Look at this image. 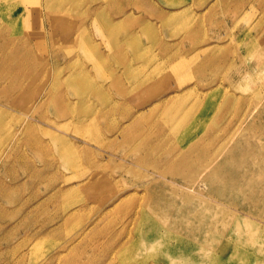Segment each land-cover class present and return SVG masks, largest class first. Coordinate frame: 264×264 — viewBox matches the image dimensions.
Returning a JSON list of instances; mask_svg holds the SVG:
<instances>
[{
	"label": "rangeland",
	"instance_id": "rangeland-1",
	"mask_svg": "<svg viewBox=\"0 0 264 264\" xmlns=\"http://www.w3.org/2000/svg\"><path fill=\"white\" fill-rule=\"evenodd\" d=\"M13 1L0 0V4ZM36 1L18 0V8L13 4L9 9L14 16L23 9L28 12L26 20L13 23L17 32L29 33L28 44L33 43L29 60L20 58L23 71L18 79L25 70L34 76L30 97L14 104L0 100V264H63L67 259L68 264H177V258L179 264H264V0H185L180 4L173 0H61L45 11L52 14L50 29L46 19L43 23L40 8L49 5ZM64 10L70 19L58 20L56 12ZM96 11L117 26L115 34L93 20ZM186 26L192 29L190 39ZM64 30L70 31L66 37ZM127 30L138 34L128 38ZM62 39L68 41L66 46ZM207 46L215 48L209 54L196 53ZM69 51L80 56L73 61L76 64H72V53L60 58ZM192 51L198 56L193 57ZM32 56L42 57L43 64L37 66ZM124 60L131 63L130 68L121 64ZM62 78L69 83L54 90L63 92L75 108L68 115H62L57 105L39 106L33 100ZM163 94H178V101L164 104L159 99ZM198 96L203 98L194 102ZM112 105L116 108L111 113ZM89 108H93L92 116ZM136 109L143 113L137 126L126 117ZM30 122L35 128L24 130ZM123 125L127 131L119 134ZM148 129L154 141L148 147L149 158L168 153L189 164L193 161L194 166L199 157L210 158L224 170L239 169L233 172L234 178L216 176L202 184L210 168L189 184L161 174L162 170L143 165L127 143ZM32 141L52 151L33 149ZM61 141L69 146L59 151ZM83 151L91 153L94 163L105 164L97 170L96 179L106 178L107 184L96 193L75 185L81 181L75 177L78 172L94 171L83 159ZM75 153L80 162L70 166ZM7 164L13 165L15 173L7 170ZM31 169L56 175L55 179L35 180ZM145 176L158 180L163 176L192 194L196 190L203 200L220 208L221 218L233 223L226 235L231 246L227 254L219 257L225 248L218 244L214 227L195 231L197 246L187 247L182 223L171 225L174 219H190L176 214L182 207L173 200L178 195L161 196L165 206L173 207L161 214L162 202L155 203L146 194ZM147 200L155 210L151 219L161 218L171 243L180 237L179 243L171 249L162 233L165 244L156 240L146 251L126 258L121 248L137 235L136 219ZM239 222L241 227L235 225ZM33 246L37 247L32 257ZM169 247L170 256L165 253ZM233 249L236 258H230ZM159 253L166 257L154 261L152 256ZM190 253L192 261L181 259Z\"/></svg>",
	"mask_w": 264,
	"mask_h": 264
},
{
	"label": "bare ground",
	"instance_id": "bare-ground-1",
	"mask_svg": "<svg viewBox=\"0 0 264 264\" xmlns=\"http://www.w3.org/2000/svg\"><path fill=\"white\" fill-rule=\"evenodd\" d=\"M27 1L29 2V4L37 3L36 0H27ZM45 1L48 3L49 6L45 7L46 8L45 9L44 8L45 5L43 4L40 6V8L43 10L42 11L43 12V16H42L43 23H44V19H46L49 22V23H46L48 26L47 28L50 29L51 28L50 26L53 25L52 14L50 12L45 14V11L48 12L49 8L53 9L54 6H57L58 4L61 3V0H45ZM67 1H69V0H63V2H65V3ZM173 1L175 4H180V3H183L185 0H173ZM17 3H18V0H15V1L11 2L10 4L4 5V6H1V4H0V100L8 102L10 104H14V102H16L18 100L21 101V100L26 99L27 97H30L28 90H29V88L31 89V87L29 84H30L31 78L33 79V76H34V72L27 74V70H25V72H22V75L18 79V77H19L18 72L23 71V69H22L23 68L22 67L23 61L20 58H24L27 61L29 60L31 54L33 53L32 52L33 43L31 42L32 44H30V43L28 44L27 39L29 38V33H23L22 32V34H21L20 32H17L16 29H14L13 23L14 22H20V21L24 20L28 14L27 11H23L24 9L19 14H16V16H14L12 13H9V9L11 8L10 7L11 5L16 4L14 6V8H18ZM18 5H20V4H18ZM21 7H27V6H21ZM118 9H121V6ZM120 12H123V10ZM56 14H58L57 15L58 20L60 18L62 20H66L68 18L70 19L69 14L65 10L63 11L62 14L58 13V12H56ZM93 14H94V12H93ZM124 14H125V12H123V15ZM94 16L95 17H92L93 20L100 21V23L103 25L105 24V27H106L105 30L107 31V33L115 34L114 28L116 29L117 26H114L109 21L103 19L104 17L102 15H100V13L97 11L95 12ZM161 16H162V18H164L163 13L161 14ZM170 18H171V16H169L165 20L169 21ZM175 18H177V17H175ZM122 24H124V23H122ZM186 29H188V31H189L188 39H190L192 29L190 26H186ZM69 32H70L69 30H64V32H63L64 37H66V35ZM83 32H85V31H83ZM137 34H138L137 32H132V31L130 32L127 30L125 32L124 36L127 35V37H128V35H129V36L133 37V36H136ZM83 38H80V39L83 41ZM62 40H63L62 41L63 46H66L68 44V41L66 39H62ZM70 43H73V41L70 40ZM17 45H21L20 48L17 49L16 48ZM22 48H23V50H21ZM116 48H118V47H116ZM213 48H215V46H207V47H203V48H200L197 50L195 49V50H196V53L201 52L202 53L201 55H204V54H209L210 52H212ZM194 51H192L191 55L193 57L198 56V54L194 53ZM65 53H63V54L61 53V55H60V53H56V54H59L61 56L60 58H66L67 54H71L72 51L65 52ZM46 54L49 57L50 54H48V53H46ZM59 55L58 56L56 55L57 56L56 58L59 59ZM74 56L75 55L73 54V58H71L72 62L76 61L77 58L80 57L78 54L76 55V57H74ZM36 57L32 56L30 60L32 62H34L35 64H37V66H40L41 64H43V63H41V60L43 58L42 57L36 58ZM70 61H68L69 65L72 63ZM72 64H76V63L73 62ZM121 64H123L124 67H127V68L131 67V63L127 60H124L123 62H121ZM46 66H47V64H46ZM39 70H41V69H39ZM80 72H85V71H83L81 68ZM44 82H45V80H44ZM62 83L68 84L69 82H67L63 78L57 79L55 81V83L51 85V87H48V88H50V90L47 93L45 92V94H43L44 93L43 92L40 96L33 99L34 102L36 104H38L39 106H42L45 104L57 105L60 107L57 109H59V111H61L62 115H68L69 113H72L75 110V108L71 107L70 104L67 103V101H66L67 96L61 91L57 92L54 90V89H57L60 86V84H62ZM46 85H47V83H46ZM44 86H45V84H44ZM79 92H81V90H79ZM79 92H77V93H79ZM30 94H31V92H30ZM177 95L178 94H175V95L171 94L170 96H168L167 94H163L162 96H160L159 99L163 100L164 104H167V105L168 104H174L175 102L178 101ZM82 98L83 97L81 96V100H82ZM186 98H188V97H186ZM202 98L203 97L198 96L194 102L201 100ZM29 100H30V98H29ZM163 101H161V103ZM34 102H33V104H34ZM230 102L231 101H227L228 104ZM115 108H116V106L112 105L109 109V112L112 113L115 110ZM87 111H91L90 114H91V116L93 115V108H89ZM142 115H143V113H138V111L136 109V111L134 112L133 115H131V114L127 115L126 114V117H129V120L132 119V123L133 124L135 123V126H137L140 121H143ZM42 116L43 115H40V117H42ZM43 117H42V119H43ZM2 119H3V112H0V122ZM218 123H221L220 120L218 121ZM30 124L31 125H28L29 127L24 126L23 127L24 130H26L28 128H35V126H34V124H32V122H30ZM0 128H1V124H0ZM226 128H227V126L225 127V131H226ZM120 129H121V131L118 132L119 134L121 132H126L127 126L123 125L122 127H120ZM96 133H99V132H96ZM137 135H138V132L135 133L134 137H136ZM151 140H152V133L148 129V130H146V134L144 136L136 137V138H134V140H132V139L127 140V143L132 145L133 146L132 149L135 150L139 154V156L141 158V160L140 159L139 160L143 165L147 164L150 167H153V168L155 167L156 169H160L163 171V172H161V174H169L172 178H182V180H184V182H185V180H188V184L190 181L196 180V178L200 176L201 172L204 171V169L208 170L210 168V170L206 172L207 176L201 180V184L205 180L206 181H211L212 179L214 180L215 178H213V177H216V176H222L224 178L229 176L230 178H234L233 172L239 169L238 167H235V168H230V169L224 170L223 166H221L219 164L218 165L213 164L214 162L210 158L203 159V158L199 157V163L197 166L193 165V161L191 164H189L188 161L184 162L183 158L174 159V158L170 157L168 153H162L160 155L155 156L154 158H149L147 155V152H150L148 147L150 145L154 144V141H151ZM29 145L31 146V148L36 149V150L48 151V152L52 151L51 149H49L48 146H43L42 142L40 143V142L32 141V142H29ZM61 145H62V147H58V148L55 147V148L57 150L61 151L65 147L69 146L67 141H61ZM73 150L75 151V149H73ZM86 150H88V149H86ZM62 152L66 153L68 151H62ZM85 152H88V151H83L81 155L83 156V159L86 160V163H88L90 165V167L94 169V171L90 174H87L88 170H86L84 172H81V171L78 172L75 177H78L79 179H81V181L77 184L75 183V185H79V187H84L87 190L91 189L93 192L96 193L104 184H107L106 178L96 179L97 170L101 169V168H105V164L101 163V161L94 163L93 161H91V158H90L91 153H89V152L85 153ZM18 155H20V154H18ZM17 158H18V156H17ZM162 158H164V159H162ZM76 162H77V164H79L80 161H79V158L77 161V157H76V153H75L73 160L71 162H69L70 166L76 165ZM185 164H186V166H185ZM212 164L214 165L213 167H211ZM51 165L52 164L49 162V160H47V164H46L47 168H50ZM7 166H9V165L7 164ZM25 166H27V165H25ZM29 167L30 166H28V168L27 167H24V168H27L30 170ZM7 170L9 172H12V173L14 171V173H15V170H13V165L7 167ZM30 173H31L32 178L35 180L41 179V178L55 179V176H56V175L45 176L42 173H39L34 169H31ZM11 175L15 176L14 174H11ZM160 178H161V180L151 179V178H149V176L144 177L145 182L149 185L148 188L146 189V192H147L146 194L150 198L154 197L156 199L155 203L157 202V200L162 202L161 205H159V206H161V208L160 209L158 208L161 211V214H163V212L166 213L167 211L170 212L173 209L172 204H170V203L168 204V206L164 205L163 200L161 199V196H163L164 194L171 195V196L176 195V194L178 195L177 197H173V200H175V201L179 200L180 204H182V207L184 206L183 207L184 209L182 207H179L177 209L176 214L187 215L190 217L191 220L190 219L185 220L183 218L174 219L171 222V225L177 227L179 224L182 223V225H179V226L184 227L183 229H185V232L187 234L185 237L187 240L186 245H189L187 247L193 248L192 247L193 245L197 246V245H195L198 241L197 237L194 236L195 231H200L202 228H203V230H205V229L214 227V231L217 232V235H218L216 239H218V241H220L222 243V244L221 243H218V244L225 248L224 250L222 249L223 253H221L219 255V257H221L223 254H227V252L225 250L229 246L227 241L230 239H228L226 235H230L229 232H231V230H228V228L233 226V223H231V221L229 222V221H226L225 219L221 218V215H222L221 209L218 207H214L209 202H207L206 200H203L199 196V195H201L200 192L198 193L196 190H193L192 192H195V194H192L191 192L183 191L182 189L179 190V188L177 186L173 185L169 179H167L163 176H160ZM44 179H43V181H44ZM173 183L176 185H179L176 182H173ZM62 192H65V191H62ZM154 212H155V210H153L152 203L150 202V200H147V202H144L141 205V210H140L138 217H137L138 220L136 219L137 224H139L138 227H140V228H138L139 231L137 232V235L135 236L133 241L127 242V244L121 248V249H123V252H124V255L126 258H131V253H133V252H136V251L139 252L142 250L146 251L147 246H151L152 244L155 243L156 240H158L161 244L166 243V245H169L170 247L172 244L179 243L178 241H179L180 237H174L175 243H171L170 238L172 236L169 235L170 231H167L169 229L166 230L167 224L165 222L161 221V218L151 219L152 213H154ZM73 215H74V213L71 212L70 217H72ZM220 219H223V222H221ZM235 225L237 227L238 226L241 227L240 222L237 224L235 223ZM227 231H228V233H227ZM200 232H202V231H200ZM162 233H164L166 236V239H168L165 243H164L162 236H161ZM206 242H207V237L205 235H203V242L202 243H204V245H205ZM36 247L37 246H33L32 249H30V251H31L30 256L33 257L32 253L34 252ZM170 247L168 248L167 252L164 251L169 256H170V254H169L170 253ZM173 247H171V249H173ZM229 247H231V246H229ZM203 256L208 257L209 255L204 254ZM149 257H151V255H149ZM149 257H146V258L150 259ZM152 257H153L152 259L155 261L156 259L158 260V259H161L163 257L165 258L166 254L159 253V254L153 255ZM192 257H194V256L192 253H190L187 257H185V258L181 257V259L184 261H192V259H191ZM232 257H234V258L237 257V253H236L235 249H233L232 253L230 252V258H232ZM180 261L181 260L177 258V264H179ZM58 262L60 263L59 258H58ZM68 262H69V259L66 260V263H65V260H63V264L64 263L68 264ZM171 264H173V263H171ZM174 264H176V263H174ZM254 264H258V263H254Z\"/></svg>",
	"mask_w": 264,
	"mask_h": 264
}]
</instances>
